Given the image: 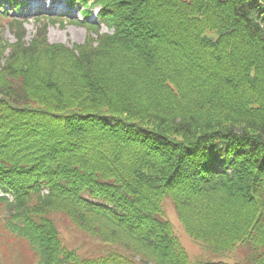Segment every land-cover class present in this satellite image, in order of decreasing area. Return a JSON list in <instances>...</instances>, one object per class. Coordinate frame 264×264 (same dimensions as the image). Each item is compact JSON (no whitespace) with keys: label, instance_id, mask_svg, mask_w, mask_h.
I'll return each mask as SVG.
<instances>
[{"label":"trees","instance_id":"1","mask_svg":"<svg viewBox=\"0 0 264 264\" xmlns=\"http://www.w3.org/2000/svg\"><path fill=\"white\" fill-rule=\"evenodd\" d=\"M69 2L73 47L47 38L61 17L28 42L0 12V264H264V0ZM59 214L102 247L69 248Z\"/></svg>","mask_w":264,"mask_h":264},{"label":"rangeland","instance_id":"2","mask_svg":"<svg viewBox=\"0 0 264 264\" xmlns=\"http://www.w3.org/2000/svg\"><path fill=\"white\" fill-rule=\"evenodd\" d=\"M29 1L32 2V0H25V2ZM39 1L49 3V0ZM58 1L67 6L69 10L71 9V16L82 19L79 9V3L66 5V0ZM7 5H9V3H6V6ZM3 10L4 9H2L1 12H3ZM92 11L93 12L90 18L101 25V32H109L108 27L98 17L99 8H93ZM10 12L11 13L8 14L16 15L19 18L22 17L23 19L27 20L25 25L27 30L25 39L26 41L30 42L38 32V29L40 27V23L38 22L37 17L31 14L30 6L28 8L19 7L17 12H15L14 9H10ZM70 19L75 20L74 18ZM10 23L11 21L9 18L0 15V36L12 43L15 42L16 35L13 29L10 27ZM88 34V28L85 25L77 22H56L49 24L47 27V38L50 43H64L70 47H73V45L76 43L81 44L85 42V40L88 38ZM165 208L166 216L172 221L175 232L188 251L191 259L193 261L214 259L215 253L212 252V250L207 247L204 242L195 240L186 232L170 200L167 201ZM56 217L59 221L63 240L69 248H76L79 253L88 255L95 253L98 250V247H102V244L97 243L93 238L90 237L88 233L76 228V226H74L73 222H71L68 217L61 214L57 215ZM241 249L242 248L237 249V251L232 254L229 260L235 261L238 252L241 256Z\"/></svg>","mask_w":264,"mask_h":264},{"label":"bare ground","instance_id":"3","mask_svg":"<svg viewBox=\"0 0 264 264\" xmlns=\"http://www.w3.org/2000/svg\"><path fill=\"white\" fill-rule=\"evenodd\" d=\"M61 8H63V7H61Z\"/></svg>","mask_w":264,"mask_h":264}]
</instances>
